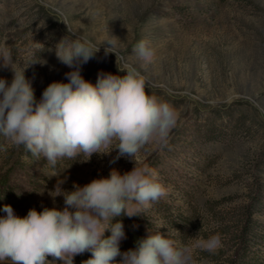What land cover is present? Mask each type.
<instances>
[{
	"label": "rangeland",
	"instance_id": "374dc122",
	"mask_svg": "<svg viewBox=\"0 0 264 264\" xmlns=\"http://www.w3.org/2000/svg\"><path fill=\"white\" fill-rule=\"evenodd\" d=\"M68 27L98 45L118 37L117 51L137 67L133 46L147 39L154 49L153 61L140 67L147 91L170 103L180 118L167 146L149 144L138 153L171 189L144 216L178 230L175 238L184 242L201 229L204 237L219 233L222 247L215 254L197 251L195 264H264V0H0V46L12 50L18 67L33 59L47 62L25 72L37 100L53 81L67 82L72 69L57 59L56 45ZM34 41L43 43L38 50L31 48ZM102 73L123 75L116 54L106 55L103 45L81 68L93 84ZM13 75L0 67V78L11 83ZM5 146L0 216L6 204L20 216L33 207L62 209L63 196L54 201L49 195L58 179L66 178L62 188L71 191L113 168L123 174L135 166L126 157L112 162L114 149L87 162L65 158L57 167L68 168L49 178L45 160L34 161L22 146ZM248 208L259 224L240 260L238 233ZM159 231L169 234L167 226ZM85 256H75L74 264Z\"/></svg>",
	"mask_w": 264,
	"mask_h": 264
},
{
	"label": "clouds",
	"instance_id": "9594fccd",
	"mask_svg": "<svg viewBox=\"0 0 264 264\" xmlns=\"http://www.w3.org/2000/svg\"><path fill=\"white\" fill-rule=\"evenodd\" d=\"M120 41L111 35L98 45L89 34L68 27V35L56 45V56L72 70L65 74L67 82L53 81L39 100L25 72L47 62L33 59L26 67H18L12 50L0 46V67L14 73L11 83L0 78V136L5 141L0 151H7L5 145L22 146L34 161H46L49 178L68 168L57 167L65 158L77 161L79 156V161L87 162L93 154L106 155L114 149L118 153L112 162L126 157L135 165L123 174L113 168L108 176L83 186L74 184L71 191L62 188L66 178L58 179L49 195L54 201L63 196L62 209L33 207L20 216L11 205H4L0 264H74V257L86 252L91 256L83 264H195L197 251L215 254L222 247L219 233L204 237L201 229L184 242L175 238L178 230L151 220L153 226L137 240L136 247L121 252L126 234L122 220L115 218L142 216L171 190L138 153L149 144L167 146L180 117L170 103L147 91V78L140 67L154 59L150 41L141 39L133 46L140 67L117 51ZM42 44L34 41L31 48L38 50ZM102 45L106 55L116 54V66L123 75L102 73L93 84L83 77L81 68ZM165 226L168 236L159 231ZM106 231L111 235L105 237Z\"/></svg>",
	"mask_w": 264,
	"mask_h": 264
},
{
	"label": "trees",
	"instance_id": "16d2710c",
	"mask_svg": "<svg viewBox=\"0 0 264 264\" xmlns=\"http://www.w3.org/2000/svg\"><path fill=\"white\" fill-rule=\"evenodd\" d=\"M254 210H251L250 208L243 210L244 215V224L241 226V229L238 233L239 238L241 240V246L239 248V254H241L240 260L244 259L245 251L248 250V247H250V242L252 235H256L255 228L258 226V222L254 219H252ZM142 216H133L129 218L128 216H121L115 218L116 220H122L124 224V230L126 234V238L123 239L120 243L121 252H125L129 249L136 247V242L138 239L145 237L148 234V229L152 227V224L149 219H147L143 212L141 213ZM115 220L113 221V223ZM173 225H178L176 221H170ZM109 233V235H108ZM110 231L107 232V236H110ZM243 250V251H242ZM82 255H86L85 258H83L82 261L90 258L91 253H84ZM238 261V260H237ZM232 262V261H231ZM230 262V263H231ZM234 261L232 262V264ZM83 264V263H82Z\"/></svg>",
	"mask_w": 264,
	"mask_h": 264
}]
</instances>
